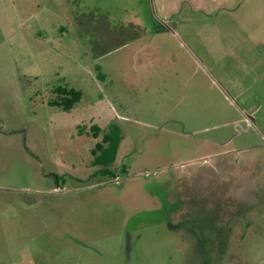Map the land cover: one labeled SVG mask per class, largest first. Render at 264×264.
I'll return each instance as SVG.
<instances>
[{
  "label": "rangeland",
  "instance_id": "obj_1",
  "mask_svg": "<svg viewBox=\"0 0 264 264\" xmlns=\"http://www.w3.org/2000/svg\"><path fill=\"white\" fill-rule=\"evenodd\" d=\"M152 5L0 0V264H264V44L214 27L264 0L178 41Z\"/></svg>",
  "mask_w": 264,
  "mask_h": 264
},
{
  "label": "crops",
  "instance_id": "obj_2",
  "mask_svg": "<svg viewBox=\"0 0 264 264\" xmlns=\"http://www.w3.org/2000/svg\"><path fill=\"white\" fill-rule=\"evenodd\" d=\"M152 5V20L147 24L139 23V27L141 30H144V33L147 29H149L150 33L154 38H160L161 40H169V41H178V35H182L187 33V30L190 28H194L190 25L199 26L200 23L191 22L192 16L196 13H201L204 16L206 14H210L212 12L227 9L231 4H234V0H150ZM155 8V13L153 12ZM263 7L260 8V13L262 14V18L260 21L249 22V23H237L234 24L228 20L225 21H217L214 23V27L220 28V32H218V38H216V50L219 51L221 48V44L229 45V41L232 38L230 33H226L225 29L232 28L233 26L240 25L243 34L242 36H246L250 39V41H257V44H264V11ZM221 21V22H220ZM231 29V31H232ZM138 36L142 38V33L139 31ZM136 34V35H137ZM233 39V38H232ZM246 40V39H242ZM238 40V41H242ZM248 41V40H246ZM237 43V42H235ZM253 43V42H252ZM250 51V47L248 49ZM153 55L152 60H155ZM264 67H262L263 69Z\"/></svg>",
  "mask_w": 264,
  "mask_h": 264
},
{
  "label": "trees",
  "instance_id": "obj_3",
  "mask_svg": "<svg viewBox=\"0 0 264 264\" xmlns=\"http://www.w3.org/2000/svg\"><path fill=\"white\" fill-rule=\"evenodd\" d=\"M55 99L49 102L52 106L61 107L63 110H70L80 98L81 93L74 89L58 87L54 90Z\"/></svg>",
  "mask_w": 264,
  "mask_h": 264
}]
</instances>
